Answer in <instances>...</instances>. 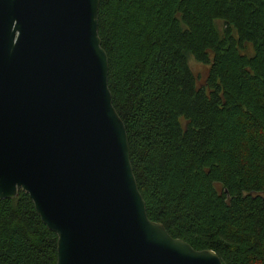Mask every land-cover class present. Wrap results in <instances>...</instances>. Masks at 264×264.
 <instances>
[{
	"label": "trees",
	"instance_id": "16d2710c",
	"mask_svg": "<svg viewBox=\"0 0 264 264\" xmlns=\"http://www.w3.org/2000/svg\"><path fill=\"white\" fill-rule=\"evenodd\" d=\"M97 29L148 217L264 264V0H99ZM56 260L28 193L0 199V264Z\"/></svg>",
	"mask_w": 264,
	"mask_h": 264
},
{
	"label": "water",
	"instance_id": "95a60500",
	"mask_svg": "<svg viewBox=\"0 0 264 264\" xmlns=\"http://www.w3.org/2000/svg\"><path fill=\"white\" fill-rule=\"evenodd\" d=\"M99 0H0V199L28 193L56 264H222L151 220L108 86Z\"/></svg>",
	"mask_w": 264,
	"mask_h": 264
},
{
	"label": "rangeland",
	"instance_id": "374dc122",
	"mask_svg": "<svg viewBox=\"0 0 264 264\" xmlns=\"http://www.w3.org/2000/svg\"><path fill=\"white\" fill-rule=\"evenodd\" d=\"M220 25V24H219ZM189 65L191 70L194 72V74L196 75L198 81H202L205 74H206V70H207V66L196 61L194 58L190 57L189 58Z\"/></svg>",
	"mask_w": 264,
	"mask_h": 264
}]
</instances>
